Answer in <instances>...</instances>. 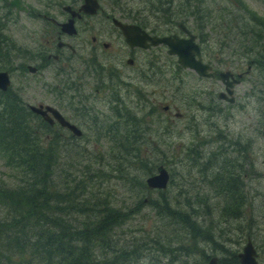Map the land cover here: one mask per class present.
<instances>
[{
    "label": "rangeland",
    "instance_id": "obj_1",
    "mask_svg": "<svg viewBox=\"0 0 264 264\" xmlns=\"http://www.w3.org/2000/svg\"><path fill=\"white\" fill-rule=\"evenodd\" d=\"M8 1L0 0V19L4 17L6 23L0 27V41L7 42L0 44V70L10 72V90L22 108L48 104L59 109L82 131L77 142L104 163L109 160L107 150L115 145L106 134L107 124L114 120V106L130 111L132 115L125 116L129 121L139 120L126 129H134L147 169L139 161L129 163L126 179L113 172L108 181L116 206L132 213L116 227V238L141 251L137 261L125 264H208L212 256L218 264H239L237 254L247 238L257 251L258 264H264V0L189 2L190 8L199 6L203 28H194L193 15L184 24L196 34L203 60L216 73L243 74L234 86V104L218 99L223 86L217 74L202 78L182 68L165 46L128 54L111 17L131 22L137 15L149 20L150 27L168 29L164 34L183 35L177 25L164 24L166 17L158 10L164 6L157 0L151 6L147 0H99L100 10L79 24L77 41L83 48H78V58L61 72L59 66L36 62L34 74L24 57L41 43L37 35L32 40V32L43 22L23 13L15 18L14 10L7 9ZM22 1L37 13L49 12L62 20V6L74 0ZM99 34L102 38L93 44L91 35ZM103 42L110 46L104 48ZM128 57L134 58L133 66L127 65ZM251 57L259 61L250 64ZM12 100L10 107L17 104ZM4 103L5 99L0 108ZM165 105L168 113L160 110ZM177 110L180 117L174 116ZM125 135L118 131V137ZM112 152L118 155L116 146ZM161 164L170 174L169 185L163 191L148 190L145 178ZM98 168L110 172L109 166ZM6 171L0 159V178H10ZM231 180L237 189L228 187ZM100 183L93 189L105 190ZM164 196L177 218L165 215L160 205ZM234 199L242 201L235 211L228 206ZM181 208L186 209L185 216L189 214V230L179 222ZM187 232V241L178 242Z\"/></svg>",
    "mask_w": 264,
    "mask_h": 264
},
{
    "label": "trees",
    "instance_id": "obj_2",
    "mask_svg": "<svg viewBox=\"0 0 264 264\" xmlns=\"http://www.w3.org/2000/svg\"><path fill=\"white\" fill-rule=\"evenodd\" d=\"M155 1L147 0L146 4L151 6ZM189 2L157 0L164 6L158 9L161 16L166 17L164 24L189 23L193 15L194 28L201 31L199 6L190 8ZM172 7L179 8L173 10ZM131 18L132 22L154 34L163 35L168 31L150 27L146 18L139 19L137 15ZM0 96L3 97L0 102L5 99L0 108V159L10 176L0 178V264H125L137 261L141 251L122 244L115 233L116 227L132 215L131 210L119 209L108 188L113 172L119 178L128 177L129 163L139 161L146 167L140 146L136 145L134 129H126L135 123L125 122L128 112L117 109L115 115L124 118L122 123L107 124L106 134L115 144L113 148L116 146L118 155L115 156L113 148H109L106 152L109 160L104 163L98 161L100 157L97 155L92 156L74 135H67L61 127L51 126L27 107L22 108L10 88L0 90ZM12 98L17 103L14 107L9 105ZM118 131L127 135L118 137ZM98 166H109L110 172ZM99 180L105 190L93 189ZM139 181L142 187L144 177ZM169 201V197L164 196L160 205L167 217L177 218ZM241 203V200L234 199L228 206L232 205L231 209L235 211ZM186 204L191 208L189 203ZM227 210L230 211L229 207ZM180 213V224L189 230V214L185 216V208ZM187 237L188 232L178 242H186Z\"/></svg>",
    "mask_w": 264,
    "mask_h": 264
},
{
    "label": "flooded vegetation",
    "instance_id": "obj_3",
    "mask_svg": "<svg viewBox=\"0 0 264 264\" xmlns=\"http://www.w3.org/2000/svg\"><path fill=\"white\" fill-rule=\"evenodd\" d=\"M10 1L11 0H9L7 2V6L9 7L7 9L8 10L11 9V11L14 10V17L15 18H19L21 16V13H23V14L27 15L28 17H30V19L38 18V19L42 20V22H43V25L39 26V29L37 31L32 32V40H34L35 39V35H37L38 40L40 38H42L41 43L37 44V47L32 50L31 54L29 53V54H27V56L24 57V58H26V57L28 58L26 60V63H28L27 64V69L33 74L38 71V66H34V64L36 62H39L38 65H40V66H42V65H44V66L48 65L49 66L50 64H53V65L56 66L55 69H57V67L59 66V70L58 71L61 72L64 69L65 66L70 65V63L73 62V60L78 58V56H79V49L78 48L79 47L81 49L83 48L82 44H81V41H77V36H78V34L80 32V29H81L79 24L81 23V21H83V19L95 16V14L100 10V8H99L98 11L96 13H94V14L85 13L84 10L81 8L82 5L84 4V0H79V1L78 0H74L73 2H70V3L65 4V5L62 6V13H61L62 14L61 15L62 16V20H59V19H57L55 17H51L49 12H41V13L35 12L34 9L29 8L27 5H25L22 0H21V2L23 4V6H25L27 8V10L26 11L25 10H17L16 7L10 6V4H9ZM99 3H100V1H99ZM48 4L49 5H47V6H50V3H48ZM5 6H6V4H5ZM113 18H116V17H111V22H112ZM4 19L5 18L3 17L2 20H1V22H2L1 27L5 23ZM116 19H118V18H116ZM130 23H132V21ZM64 24H70L69 25V30L64 29ZM112 24H113V22H112ZM114 27L117 29V32L119 33L120 36H122V38L124 40V37H123L121 31L119 30V28L117 26H115V25H114ZM143 29H145L150 35H156L153 32H151L149 29H146V28H143ZM101 38H102L101 34H99V36L98 35H91V37H90V39L93 42V44H97L98 41H100ZM4 42L7 43L5 40L4 41L1 40L0 44L4 43ZM124 42H125L126 47L128 49V54H132V55H135L136 51L149 50L152 47H158V46H150L148 48H142V47H139V46H130L125 40H124ZM195 42L200 47V44H199V42L197 40V36H196ZM102 46L104 48H107V47L110 46V44L108 42H103ZM252 46L253 45H251V48H252ZM91 48H92V50H94V49H96V46H93ZM252 51H253V53L256 52L255 50H252ZM200 52H201V56H202V60H203L201 47H200ZM258 61H259L258 58H252L251 57L250 64H256ZM126 63L129 66H133L135 64V60H134L133 57H128L126 59ZM205 63H208V64L211 65L212 71H210V72H212L214 74H213L212 77H202V78H214L216 76V74H217L218 77H219V80H220V82H221V84L223 86V90L218 92V95H217L218 99H220L222 101H225V102H227L229 104H234L235 101H236L235 96H234V93H235L234 92V86L241 81V78L243 77V74L231 72L232 76L229 75L228 77H225L224 80H222V78L220 77V73L221 72L216 73L214 71L213 66H212L211 63H209V62H205ZM30 64H33V65H30ZM251 66L252 65H249L248 68L251 69ZM250 69L248 71H250ZM8 73H9V77L11 79L10 72L8 71ZM231 82H232V86L230 87V89L232 90V93L229 94L226 91V87ZM98 91L99 90H96V92H98ZM222 92L224 93L223 96L220 95ZM157 105L158 104H156V106ZM166 106L167 105L161 107L160 110L165 112V113H168L170 108H169V106L166 108ZM120 108H121V105L118 104V106H114L113 111L116 112L117 109H120ZM128 114H131V112L128 111ZM174 116L175 117H180L181 113L178 112V110H177L175 112ZM125 118H126L125 122L128 123L129 119L127 117H125ZM123 119L124 118L120 117V115L117 116V115L114 114L113 122H116L117 124L119 122L122 123ZM80 120H81V122H83L82 117H80ZM69 121L72 122L71 120H69ZM132 121L135 122V123H139V120H132ZM63 129L67 132V135H69L70 132L68 131V129H66V128H63ZM75 137L77 139H79L81 136H75ZM236 176L241 177V174L240 173H236ZM229 182H230V184H228V187H232L234 189H237L236 188V184L234 185V183H233V180H231ZM248 242H250L252 244L254 250L256 251V249H255L252 241L250 240V238H247L246 244ZM238 254H237V256H238ZM256 254H257V251H256ZM213 257H216V256H212L211 258H213ZM210 259H209V261H210ZM217 263H218V259H217Z\"/></svg>",
    "mask_w": 264,
    "mask_h": 264
},
{
    "label": "water",
    "instance_id": "obj_4",
    "mask_svg": "<svg viewBox=\"0 0 264 264\" xmlns=\"http://www.w3.org/2000/svg\"><path fill=\"white\" fill-rule=\"evenodd\" d=\"M10 6L16 7L17 10H27L23 6L21 0H11ZM68 8V7H67ZM85 13L94 14L100 8L98 0H84L81 7ZM112 22L121 31L124 40L130 46H139L148 48L150 46L165 45L167 46V53L176 55L177 62L183 68L194 70L200 76L211 77L214 73L210 72L211 65L204 63L201 59V52L199 45L195 42L196 35L182 22L178 23V27L187 35V37H180L176 33L169 35H150L145 29L135 23L124 22L119 19L113 18ZM70 24H64V29L69 30ZM32 69V68H31ZM232 76L230 71H223L220 77L224 80L225 77ZM237 81V80H236ZM11 84L9 73L6 70L0 71V90L6 91ZM232 82L226 87L227 93H232L230 87ZM221 96L224 95L222 92ZM231 101V100H230ZM168 106H166L167 108ZM29 109L42 116L50 125L55 121L59 125L69 129L74 135H82V131L73 123L68 121L59 111L51 105H29ZM157 172L146 178V186L149 189H165L169 180V173L163 165L158 166ZM256 251L252 244L248 242L241 253L238 254L240 264H257ZM209 264H217V257L210 259Z\"/></svg>",
    "mask_w": 264,
    "mask_h": 264
}]
</instances>
